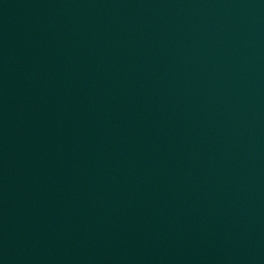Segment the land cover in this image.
Masks as SVG:
<instances>
[{
	"label": "water",
	"instance_id": "1",
	"mask_svg": "<svg viewBox=\"0 0 264 264\" xmlns=\"http://www.w3.org/2000/svg\"><path fill=\"white\" fill-rule=\"evenodd\" d=\"M0 264H264V0H0Z\"/></svg>",
	"mask_w": 264,
	"mask_h": 264
}]
</instances>
